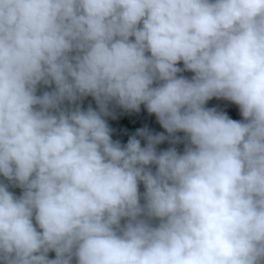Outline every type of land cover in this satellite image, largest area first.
<instances>
[{
    "label": "clouds",
    "instance_id": "clouds-1",
    "mask_svg": "<svg viewBox=\"0 0 264 264\" xmlns=\"http://www.w3.org/2000/svg\"><path fill=\"white\" fill-rule=\"evenodd\" d=\"M0 264H264V0H0Z\"/></svg>",
    "mask_w": 264,
    "mask_h": 264
},
{
    "label": "trees",
    "instance_id": "trees-1",
    "mask_svg": "<svg viewBox=\"0 0 264 264\" xmlns=\"http://www.w3.org/2000/svg\"><path fill=\"white\" fill-rule=\"evenodd\" d=\"M186 75L190 74L186 73ZM90 102L93 104V107H95L94 101H91L90 99ZM214 104L226 105L225 110L229 111L233 118L239 119L238 110L235 105L228 104V102L225 101L213 100L209 102L210 106ZM108 123L110 127L114 129L113 139H118L121 143H126L128 136L134 134L137 128L148 127L152 131H163L156 122L155 117L148 114L143 106H141V110L138 113L125 112L121 109H116L115 119L108 118ZM166 146V144L160 145V147ZM51 255L52 254H50V256Z\"/></svg>",
    "mask_w": 264,
    "mask_h": 264
}]
</instances>
